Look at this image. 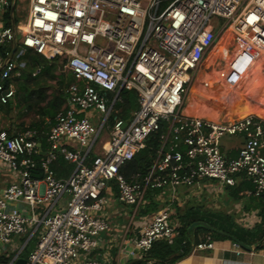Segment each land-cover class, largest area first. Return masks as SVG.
<instances>
[{"label":"built area","instance_id":"1","mask_svg":"<svg viewBox=\"0 0 264 264\" xmlns=\"http://www.w3.org/2000/svg\"><path fill=\"white\" fill-rule=\"evenodd\" d=\"M13 4L0 0V11H12ZM18 31L19 42L15 24L0 28V45L20 47L15 57H0L2 104L15 94L3 81L19 75L16 59L27 49L58 58L74 81L65 88L64 109L46 132L44 149L36 129L9 134L0 119V164L14 174L0 193V264L19 258L25 264H112L110 255L96 253L108 229L97 212L108 201L110 181L117 201L134 211L150 190L174 194L181 185L200 188L202 180L233 186L240 174L252 183L246 194L264 193V118L213 120L182 111L194 73L221 33L230 32L238 48L232 60L240 66L264 56V0H28ZM122 89L137 94L138 107L127 120L115 109ZM163 123L151 168L126 179L120 168ZM226 137L243 140L235 157L222 151ZM59 158L73 164L66 177L55 174ZM176 235L163 207L125 254L136 258L156 241L173 243ZM192 248L213 249V239L206 235Z\"/></svg>","mask_w":264,"mask_h":264},{"label":"crops","instance_id":"2","mask_svg":"<svg viewBox=\"0 0 264 264\" xmlns=\"http://www.w3.org/2000/svg\"><path fill=\"white\" fill-rule=\"evenodd\" d=\"M11 12L13 10H10V26L13 24L16 26ZM4 13L0 11V28L5 26ZM7 44L12 50L13 43ZM237 49L230 32L226 31L217 36L214 45L205 55L204 62L194 73V76L195 74L198 76L192 88L193 83L189 86L182 107L184 114L213 120H230L248 114L259 116L257 112L264 110V56H258L251 66L244 68L232 60ZM11 50L6 58L15 57L13 54L17 52L16 48L13 53ZM59 68L61 70V67ZM205 78L214 82L215 90L221 96L219 100H223V104L217 107L219 110L217 112L208 113L204 107L197 106L200 98L196 89L203 86ZM226 92L229 104H224ZM209 97L214 103L213 98ZM245 105L246 109H252L246 112L248 114L244 113L245 110L239 116L234 114L238 107L242 108ZM35 118L36 116L30 123ZM0 119L4 128L12 132L30 124L9 125L4 122L1 115ZM46 121L48 122L47 119ZM242 142L241 137L224 138L222 140L224 155L229 158L235 157ZM13 177L14 174L0 164V193ZM251 188L250 180L240 174L235 176L233 186H221L212 180H202L200 188L181 185L176 188L174 194H171L169 189H153L147 193L142 207L134 211L131 206L118 202L117 193L107 187L104 195L108 201L97 213L107 220L108 229L103 234V243L96 253L98 252L102 258L106 253L110 255L112 264H132L135 260L143 258L144 254L136 258L126 256L129 243L138 236L141 227L151 220L153 214L163 207H168L171 222L176 229L185 226V222L190 223L187 229L188 242L183 244V249H179L181 256L171 264H264V193L259 197L246 194ZM152 203L156 205V209L143 213V210H147ZM199 225L222 237L217 238L209 232L196 231L195 228ZM206 235L212 237L214 248L193 249L192 244ZM176 237L177 235L174 240ZM236 240L248 248H243ZM142 264L156 263L147 260Z\"/></svg>","mask_w":264,"mask_h":264},{"label":"trees","instance_id":"3","mask_svg":"<svg viewBox=\"0 0 264 264\" xmlns=\"http://www.w3.org/2000/svg\"><path fill=\"white\" fill-rule=\"evenodd\" d=\"M3 20L5 26H10V9L4 13ZM10 50L11 46L9 44L0 45V56L6 58ZM21 63L23 66H20ZM58 67H61V62L59 63L58 58L47 59L44 56L27 49L17 59V71L19 72V75L12 76L3 81L5 87H8L9 84L13 85L15 94L13 100H10L5 104L0 102V112L7 113L11 110L13 101H15V105L22 106L26 111L33 112L36 118L24 128H34L38 131L37 139L43 149L46 146L44 133L53 123L55 116L63 111L66 99L65 88L74 81V78L70 73L64 75L61 72L59 75H56L54 72ZM50 81H55L53 86L49 83ZM49 87H52L53 91L48 95L47 89ZM196 91H198L199 95L207 92L209 96L213 98L214 104L217 107L219 104H223V100L220 101V94L215 90L214 82L210 81L208 78H205L203 86L197 88ZM119 95L121 100L115 104V109L120 118L127 120L130 118L131 112L138 107L137 94L135 90L122 89L119 92ZM224 95H227L224 104H229L230 100L228 93L226 92ZM246 107V105L242 108L238 107L234 114L239 116L244 110H246ZM257 113L260 117L264 118V110H259ZM24 128L19 130H23ZM165 130L166 125L163 123L158 132L152 133L146 138L145 147L139 150L130 161L120 168L119 172L126 179H130L132 176L136 175H145L149 171L160 146L159 136L165 132ZM8 133H12V130H8ZM53 168L57 177H63L66 175L68 176L73 170V164L59 158L53 164ZM34 175L40 176V172L36 171ZM108 187L111 191L117 193L115 181H110ZM155 209L156 205L152 203L147 210H143V213ZM185 224V226L176 229L177 237L172 244H168L162 240L156 241L151 248L144 253L143 258L135 260L132 264H142L147 260H153L156 264L173 263L181 256V253L179 254V249H183V244L188 242L187 229L190 223L185 222ZM195 230L209 232L217 238L222 237L220 234L212 232L209 228L202 225L197 226ZM34 243L35 240L30 245V248L34 246Z\"/></svg>","mask_w":264,"mask_h":264},{"label":"rangeland","instance_id":"4","mask_svg":"<svg viewBox=\"0 0 264 264\" xmlns=\"http://www.w3.org/2000/svg\"><path fill=\"white\" fill-rule=\"evenodd\" d=\"M14 4H13V18L16 22V27H17V33H16V41L19 42L21 35L18 31V29L20 27H22V25L25 22L26 19V15H27V8H28V0H13ZM219 22V24H223V20L218 19L217 20ZM20 47L18 46L17 50H19ZM60 68L58 67L55 70V74L59 75L60 72ZM64 75L67 74V72H62ZM197 74H195V76L193 77L192 81H191V88L194 85V82L197 78ZM50 84H52V86L54 85L55 81H50ZM53 91L52 87H49L47 89V94L49 95L51 92ZM252 109L247 108L245 110L244 113L251 111ZM1 118L4 120V122H6L9 125H13V124H17V126H19V124L23 123L24 125H27L30 123V120H32L34 118V114L31 111H26L22 106H17V105H13V108H11V110H9L7 113L2 112L1 114ZM133 210V208H132ZM133 212V211H132ZM136 214V213H135ZM25 235L24 236H19L20 242H22L25 239ZM35 240V236L30 240V242L28 243L27 247L22 251L21 256L22 257H26L28 251L31 249L30 245L32 244V242ZM18 246V244H14V248L16 249ZM15 252L14 250L12 251V253Z\"/></svg>","mask_w":264,"mask_h":264},{"label":"bare ground","instance_id":"5","mask_svg":"<svg viewBox=\"0 0 264 264\" xmlns=\"http://www.w3.org/2000/svg\"><path fill=\"white\" fill-rule=\"evenodd\" d=\"M198 96L200 98V103H198L197 106L204 107L208 111V113H213V112L219 111L217 106L211 101V99L207 93H202ZM245 114H248V113H245ZM242 115H244V114H242Z\"/></svg>","mask_w":264,"mask_h":264},{"label":"water","instance_id":"6","mask_svg":"<svg viewBox=\"0 0 264 264\" xmlns=\"http://www.w3.org/2000/svg\"><path fill=\"white\" fill-rule=\"evenodd\" d=\"M15 45H13L11 53H13V51L15 50ZM237 241V240H236ZM237 243H239L243 248H248L247 246H245L244 244H242L241 242L237 241ZM17 264H25V259L24 258H19L17 261Z\"/></svg>","mask_w":264,"mask_h":264},{"label":"flooded vegetation","instance_id":"7","mask_svg":"<svg viewBox=\"0 0 264 264\" xmlns=\"http://www.w3.org/2000/svg\"><path fill=\"white\" fill-rule=\"evenodd\" d=\"M204 62V61H203Z\"/></svg>","mask_w":264,"mask_h":264}]
</instances>
